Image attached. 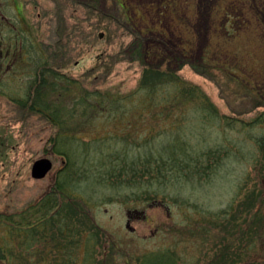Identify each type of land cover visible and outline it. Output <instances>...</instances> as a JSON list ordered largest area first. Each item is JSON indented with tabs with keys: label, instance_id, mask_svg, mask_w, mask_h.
<instances>
[{
	"label": "rangeland",
	"instance_id": "374dc122",
	"mask_svg": "<svg viewBox=\"0 0 264 264\" xmlns=\"http://www.w3.org/2000/svg\"><path fill=\"white\" fill-rule=\"evenodd\" d=\"M170 3L174 6L167 5ZM119 5L130 8L135 23L132 29L123 21ZM99 6L103 12L120 17L121 22L110 19L112 31L108 38L102 34L97 41L87 42L95 19L78 20L84 11L73 0H28L29 22L36 31L31 40H37L40 47L42 41L49 44L56 38L64 57L62 64L66 63L64 74L80 78L87 88L120 93L136 87L146 59L142 63L123 59L107 78L99 73L83 78L94 65L95 54L127 48L133 34L141 40L143 50L159 59L176 52L181 58L176 75L192 87L194 96L207 97L211 111L187 103L181 107L183 110L166 108L170 109L168 120L162 121L163 115L149 122V114L137 118L140 109L134 106L132 118L124 114L120 134L123 139L140 141L141 146L132 151L137 154L144 152V144L152 149L170 144L166 135L178 126V134L183 138L188 135L194 149L207 152L203 164L208 170L203 173L213 169L212 174L186 185L172 184L153 201L129 198L132 188L115 191L91 182L72 180L59 183V189L58 174L65 158L49 153L44 141L49 131L55 130L36 115L14 109L13 104L2 100L0 212L16 214L25 209L22 212L28 222L31 204H39L41 212L45 210L44 198H56L58 203L68 201L66 211L73 224L80 212L85 221L79 228L84 229L90 221L100 230L99 239L90 235L93 239L87 241L86 233L80 243L74 245L71 239L63 244L69 246L72 260L80 264H143L148 257L164 253H169L176 264H264V152L257 141L264 139V122H253L264 106L251 109L249 105L253 91L258 95L257 86L261 90L258 98L264 101V0H100ZM0 9L3 15H11L7 0H0ZM94 32L106 33L104 29ZM159 59L153 58L157 62ZM221 65L245 79L240 83L246 87L223 74ZM32 72L31 66L29 74ZM77 92L74 88L73 93ZM166 109L159 108L162 113ZM97 123L101 130L94 133L87 129L85 134H75L80 140H70L74 160L80 157L77 146L90 148L108 132L104 126H111ZM124 142L132 144L122 140L119 146ZM40 157L51 158L53 167L45 177L33 179L30 167ZM60 216L55 221L61 222ZM48 235L56 242L60 238L57 226L50 225ZM41 242L37 256L27 253L28 264H47L46 242ZM59 250L53 252L57 258Z\"/></svg>",
	"mask_w": 264,
	"mask_h": 264
},
{
	"label": "trees",
	"instance_id": "16d2710c",
	"mask_svg": "<svg viewBox=\"0 0 264 264\" xmlns=\"http://www.w3.org/2000/svg\"><path fill=\"white\" fill-rule=\"evenodd\" d=\"M73 1L84 11L83 17H78V20L95 19V22L93 20L91 23L92 30L87 42L97 41L102 37V34H104V38H108L112 31L110 29V19H114L115 23L121 22L118 20L120 17H114L100 9V0ZM167 5L171 6L172 3ZM62 6L64 8V4ZM172 6H174V3ZM164 7L166 6L164 5ZM120 8L123 21L132 29L135 23L129 14L130 8H125V6H120ZM110 10L113 9L109 8L108 11ZM127 26L125 25L126 28ZM95 29H104L106 33L95 34ZM133 37L127 48L119 47L110 54H95L94 65L82 75L84 78L87 74L99 73L107 78L116 63L123 59H136L140 63L143 62V59H146L145 63L141 65L142 69L137 85L131 91L120 93L112 89L87 88L81 84L82 80L80 78L73 79L67 76L62 72V68L66 63L62 64V58L64 57L61 54L60 42L56 41L54 45L53 41L54 46L52 45L51 57L49 61H45L43 68L36 71L37 75L30 86L28 101H20V106L27 105V109L23 110L24 113L36 115L39 119L49 123L50 127L55 130V132L50 130L44 141L49 153L58 154L65 158V163L58 174L61 182H57V185L75 180L77 183L86 184L91 182L94 186L103 184L115 191H119L121 188H132L133 191H131L129 198L134 201H153L157 200L159 193H164L167 187L172 184L186 185L194 180L200 181L205 175L212 174L213 169L209 174L203 173L208 170L207 166L205 167L203 164L205 157L209 156L207 152L194 149L190 140H187L188 135L183 138L178 134L179 130L176 129L178 126L176 128L173 126V133L169 132V135H166L170 144H161L158 149L155 147L152 149L150 146L146 148L147 144H144L143 153H132L133 148L137 147L138 149L141 146L137 138L136 142L122 138L120 131H122L123 116L128 113L132 118L131 108L134 106L140 109L137 112V118L149 114V122L153 121L156 116L162 117L163 115L166 116L162 118V121L168 120L169 116L167 114L170 109L166 108L171 107L172 111L173 108H181L187 103L195 104L200 110L211 111L209 110L210 103L207 97L200 95L199 99L194 96L195 93L192 87L187 86L186 82L176 75L175 70L181 68V58L176 52H170L169 56L159 59L153 52L143 50V44L136 34H133ZM55 46L56 49H54ZM153 58L159 59V62L154 61ZM67 60L70 61V59ZM221 67V72L228 76L230 80H234L240 85V82L245 81V79L241 80L235 72L225 68L224 65H221ZM195 71L199 74L203 73ZM245 87L243 86V88ZM74 88H77L79 92L74 94ZM255 91H258V95L261 92L258 86ZM254 93L253 91L250 96L249 105L251 109L264 106V101ZM160 105L164 110L166 109L165 112L162 113L159 110ZM154 108H158V110H153ZM212 109L214 108L212 107ZM181 110L183 109L181 108ZM263 115L264 111L253 122H264ZM97 122L102 123L103 126L111 123V126H104L108 132L103 133L101 140L91 146L92 148L77 146L80 157L74 160V151L70 150V140L72 138L80 140L75 134H85L87 129L95 131L94 133L98 129L101 130ZM132 128L134 127L132 126ZM72 135H75V137ZM122 140L132 142V144L124 142V145L119 146ZM82 141L84 140L82 139ZM257 141L261 152H264V139ZM155 185L157 186L153 188ZM63 193L60 192L59 194L66 197L67 195ZM44 199L42 201L44 211L40 212L37 203L28 206L31 211L30 217L27 218L29 219L28 222L24 220L25 212H22L25 209L16 214L0 212V229L2 230L0 236V264H28L26 262L27 253L37 256V246L39 244L41 246V241L46 242L47 252L45 256L47 264H72L73 258L67 252V250L70 251V248L66 244L63 245L65 241H71L72 239L75 245L80 243L82 236L86 233L89 235L87 241L93 239L90 235L99 239V227L90 224V221H86L84 229L78 227L82 223L81 221H85L80 212H77L78 216L74 219V224L72 223L66 211L68 201L58 203L56 198ZM59 215H61V222L55 221V218ZM15 217H18V220H15ZM50 225L52 227L57 226L61 239L58 238L56 242H54L55 238L48 235ZM70 229L71 231H69ZM25 230H27V233ZM90 230H93V232ZM72 233L73 236L71 237L70 234ZM105 239L108 241V236ZM53 243H56L55 247L52 245ZM55 248H60L58 258L53 254ZM171 259L169 253L156 254L148 257L143 264H176ZM73 262H75L74 264H80L79 260ZM91 263L92 261H86L84 264Z\"/></svg>",
	"mask_w": 264,
	"mask_h": 264
},
{
	"label": "flooded vegetation",
	"instance_id": "af4514ba",
	"mask_svg": "<svg viewBox=\"0 0 264 264\" xmlns=\"http://www.w3.org/2000/svg\"><path fill=\"white\" fill-rule=\"evenodd\" d=\"M7 4L11 15H3L0 9V104L6 100L14 109L22 111L27 105L20 106L19 103L28 101L36 71L43 68L46 60L49 61L53 41L49 44L42 41L39 47L37 40H31L36 31L29 22L28 0H7ZM30 65L32 74H29Z\"/></svg>",
	"mask_w": 264,
	"mask_h": 264
},
{
	"label": "water",
	"instance_id": "95a60500",
	"mask_svg": "<svg viewBox=\"0 0 264 264\" xmlns=\"http://www.w3.org/2000/svg\"><path fill=\"white\" fill-rule=\"evenodd\" d=\"M52 169V161L48 157H40L34 160L30 167V176L33 179L45 177Z\"/></svg>",
	"mask_w": 264,
	"mask_h": 264
}]
</instances>
